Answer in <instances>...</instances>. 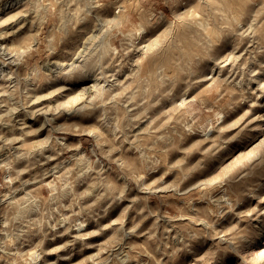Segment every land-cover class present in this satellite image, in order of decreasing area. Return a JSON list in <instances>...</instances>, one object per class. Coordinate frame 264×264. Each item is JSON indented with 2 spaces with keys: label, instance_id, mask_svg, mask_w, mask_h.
<instances>
[{
  "label": "rangeland",
  "instance_id": "1",
  "mask_svg": "<svg viewBox=\"0 0 264 264\" xmlns=\"http://www.w3.org/2000/svg\"><path fill=\"white\" fill-rule=\"evenodd\" d=\"M94 1L0 0V264H264V0Z\"/></svg>",
  "mask_w": 264,
  "mask_h": 264
},
{
  "label": "bare ground",
  "instance_id": "2",
  "mask_svg": "<svg viewBox=\"0 0 264 264\" xmlns=\"http://www.w3.org/2000/svg\"><path fill=\"white\" fill-rule=\"evenodd\" d=\"M90 2H93V4H94V0H87V2H86V4L88 5ZM92 4V5H93ZM101 3H96V4H94V5H100ZM94 5L92 6V7H94ZM89 10H91V5L89 6V8H88ZM194 15V14H193ZM198 15H200L198 12L197 13H195V18H197L198 17ZM194 18V19H195ZM200 18V17H199ZM198 19V18H197ZM20 21V20H19ZM196 21H199V19L198 20H196ZM205 20H203V22H204ZM18 22V21H17ZM192 22V21H191ZM201 22V21H200ZM202 23V22H201ZM206 23H208L207 21L205 22V25H206ZM198 25H200V23L198 24ZM207 25H209V24H207ZM206 25V26H207ZM201 26V25H200ZM203 26V25H202ZM204 27V26H203ZM210 27V26H209ZM206 28V27H205ZM204 28V29H205ZM145 29H146V26L143 24V23H139V26L136 28V32L137 33H142L143 31H145ZM208 29H210V28H208ZM254 30H256V29H254ZM206 31V30H205ZM208 31V30H207ZM103 41V44L105 45V47L106 46H109L111 49H114L115 50V47H113L112 46V44L110 43V41L109 40H102ZM37 42V41H36ZM103 45V46H104ZM109 48V49H110ZM70 64H71V67H70V69H68V70H66L67 72H66V74L68 73L69 75L70 74H72V73H74V71H77L76 69H80L81 67H80V65L82 64H80V62L78 63H75V60H73V61H71V62H69ZM86 63V62H85ZM69 64V65H70ZM84 64V63H83ZM82 64V65H83ZM85 65V64H84ZM84 65H83V67H82V69H80V79H89V80H95V82H93L92 84H89V85H87V86H83V87H81V86H79L80 87V90L81 91H84V89H86V88H88V89H86V90H89V91H93V88H95V89H97L98 90V88L99 87H101L100 89H103L104 90V88H102V86L99 84V82H98V78H99V76H95V74H93V73H86V69L84 68ZM53 67V66H52ZM58 67V66H57ZM85 67H86V65H85ZM88 69L89 68H91V67H87ZM92 69V68H91ZM90 69V70H91ZM51 70V69H50ZM64 70V69H63ZM58 71V70H57ZM89 71V70H88ZM51 72V71H50ZM49 72V73H50ZM64 72V71H63ZM57 73L59 74V72H56V70H55V74L57 75ZM65 73V72H64ZM53 74V73H52ZM76 74V73H75ZM79 74V73H78ZM55 75V76H56ZM57 77V76H56ZM73 77V76H72ZM260 77V76H259ZM79 79V80H80ZM261 79V78H260ZM78 82V81H77ZM80 82V81H79ZM257 82V81H256ZM259 82V81H258ZM261 82V81H260ZM65 83V82H64ZM66 85V84H65ZM64 85V87H66ZM261 85V84H260ZM258 86V85H257ZM60 87H62V86H60ZM67 87H69V86H67ZM76 88V87H75ZM66 89V88H65ZM79 89V88H78ZM94 89V90H95ZM62 90H63V88H62ZM77 90V89H76ZM80 90H77V92H79ZM71 91V90H70ZM99 91V90H98ZM101 91V90H100ZM77 92H76V94H77ZM60 93V92H59ZM68 93V92H67ZM75 93V92H74ZM81 93V92H80ZM63 94V93H62ZM59 95V94H58ZM64 95V94H63ZM68 95V94H67ZM69 95H70V92H69ZM74 95V94H73ZM80 95V94H79ZM86 95H88V94H86ZM60 97H61V95H59ZM65 96V95H64ZM84 96V95H83ZM74 97V96H73ZM80 98V97H79ZM84 98V97H83ZM74 100V99H73ZM76 101H77V99H75ZM82 100V99H81ZM39 102V101H38ZM68 102V101H67ZM78 102V101H77ZM81 102V101H80ZM69 104V103H68ZM75 108V107H74ZM213 127L212 126H210V127H208L207 128V130L208 131H210L211 129H212ZM207 130H205L206 132H207ZM205 132V133H206ZM62 143V142H61ZM43 147V146H42ZM44 147H45V145H44ZM44 147L42 148V149H44ZM17 151V150H16ZM24 153V152H23ZM23 153H20V151L18 150V152H16V155L15 156H20L21 157V155L23 154ZM20 157H17V158H20ZM83 158H85L84 156H83V153L80 155V160H82ZM5 159H7V157H4V158H0V165H4V166H9V161L7 160V161H5ZM9 159V158H8ZM10 159H12L11 157H10ZM11 163V162H10ZM88 163V162H87ZM85 165V164H84ZM10 167V166H9ZM8 167V168H9ZM7 168V169H8ZM11 171V170H10ZM9 171V172H10ZM87 171V170H86ZM10 176H11V174H9ZM9 176V178H11ZM12 179V178H11ZM29 192L27 191V193H26V195L28 194ZM8 194V193H7ZM6 193H5V195H7ZM10 195H12L13 196V194L11 193ZM9 195V196H10ZM30 195V194H29ZM15 196V195H14ZM5 197H7V196H5ZM27 197V196H26ZM10 198H11V196H10ZM14 198V197H13ZM28 198H30L29 196H28ZM12 199V198H11ZM27 199V198H26ZM14 201V200H13ZM12 202V201H11ZM32 206V205H31ZM27 207V205H24L23 206V209H25ZM30 207V206H29ZM28 209V208H27ZM78 236V235H77ZM38 256H39V254L35 257V260H36V258H38Z\"/></svg>",
  "mask_w": 264,
  "mask_h": 264
}]
</instances>
